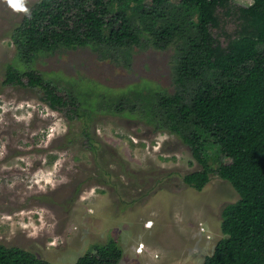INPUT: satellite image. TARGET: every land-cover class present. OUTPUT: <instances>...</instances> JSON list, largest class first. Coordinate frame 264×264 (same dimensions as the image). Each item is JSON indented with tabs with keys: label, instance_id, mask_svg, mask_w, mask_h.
Wrapping results in <instances>:
<instances>
[{
	"label": "rangeland",
	"instance_id": "374dc122",
	"mask_svg": "<svg viewBox=\"0 0 264 264\" xmlns=\"http://www.w3.org/2000/svg\"><path fill=\"white\" fill-rule=\"evenodd\" d=\"M37 1L18 0L21 10L0 0V244L50 264H75L108 244L120 250L118 264H202L223 238L224 207L239 197L215 174L199 191L185 185L201 166L146 112L156 93H173L172 72L186 67V57H175L174 45L145 44L111 53L62 49L23 65L10 34ZM240 6L261 10L252 0H228L225 8ZM223 11L218 29L193 17L197 38L211 33L226 44L237 20ZM9 63L77 94L86 118L52 110L39 89L4 86ZM207 154L215 168L221 155L214 147Z\"/></svg>",
	"mask_w": 264,
	"mask_h": 264
},
{
	"label": "trees",
	"instance_id": "16d2710c",
	"mask_svg": "<svg viewBox=\"0 0 264 264\" xmlns=\"http://www.w3.org/2000/svg\"><path fill=\"white\" fill-rule=\"evenodd\" d=\"M228 0H38L11 31L23 65L43 54L91 47L101 53L127 51L145 44L165 50L174 45L185 68L173 70L172 94L156 93L147 107L155 130L176 135L189 147L199 171L183 183L201 190L210 175L227 181L239 199L222 211L219 240L202 264H264V0L229 12ZM235 16L237 28L223 45L211 33L197 38L193 17L218 29L217 12ZM4 86L39 89L41 100L67 119L86 118L73 92L62 93L33 69L5 67ZM143 109V98L140 101ZM121 111V109H118ZM88 141V131L83 130ZM217 149L213 168L207 151ZM114 244L91 248L75 264H118ZM0 264H50L32 253L0 244Z\"/></svg>",
	"mask_w": 264,
	"mask_h": 264
},
{
	"label": "clouds",
	"instance_id": "9594fccd",
	"mask_svg": "<svg viewBox=\"0 0 264 264\" xmlns=\"http://www.w3.org/2000/svg\"><path fill=\"white\" fill-rule=\"evenodd\" d=\"M8 2L11 4V6L14 9H21V10H23V5L21 3H19L18 0H8Z\"/></svg>",
	"mask_w": 264,
	"mask_h": 264
}]
</instances>
